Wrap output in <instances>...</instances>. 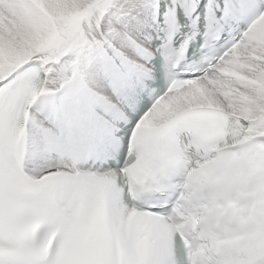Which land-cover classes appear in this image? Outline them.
Masks as SVG:
<instances>
[{
  "label": "snow or ice",
  "instance_id": "snow-or-ice-1",
  "mask_svg": "<svg viewBox=\"0 0 264 264\" xmlns=\"http://www.w3.org/2000/svg\"><path fill=\"white\" fill-rule=\"evenodd\" d=\"M0 264H264V0H0Z\"/></svg>",
  "mask_w": 264,
  "mask_h": 264
}]
</instances>
